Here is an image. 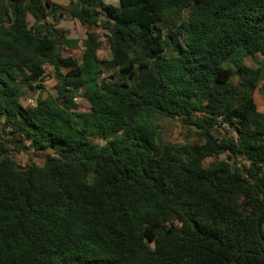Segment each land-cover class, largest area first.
<instances>
[{"label": "trees", "instance_id": "trees-1", "mask_svg": "<svg viewBox=\"0 0 264 264\" xmlns=\"http://www.w3.org/2000/svg\"><path fill=\"white\" fill-rule=\"evenodd\" d=\"M64 19L87 27L82 63L58 75L60 104L25 107L44 66L66 67L60 48L78 44ZM259 56L264 0H4L0 264H264ZM79 97L89 112L72 110ZM157 116L195 127L197 143H163ZM219 124L234 136L219 141ZM11 147L53 155L20 168Z\"/></svg>", "mask_w": 264, "mask_h": 264}, {"label": "rangeland", "instance_id": "rangeland-1", "mask_svg": "<svg viewBox=\"0 0 264 264\" xmlns=\"http://www.w3.org/2000/svg\"><path fill=\"white\" fill-rule=\"evenodd\" d=\"M50 2L62 6L63 8H66L69 4L70 0H49ZM106 4L112 5L114 7L118 6V0H103ZM4 0H0V4H3ZM58 22V21H57ZM58 28L61 29L63 32L64 37L67 40H73L78 42L77 46H71V47H61L60 52L62 56L68 60V65L66 64V67H62L59 70H56L54 66L51 64H46L45 67V74L43 79H41L39 82L34 84V90L27 89L26 90V98L22 100L23 105L26 106H33L35 103V100L42 97V98H52L54 99L58 104L61 103L59 96L57 94L58 86L62 84V79L59 78V74L64 75L68 72V70L71 67L72 62H77L79 64L82 63V54H83V41L86 37V31L87 27H83L78 21L71 20V19H64L61 22L58 23ZM6 28L8 27L5 26ZM5 28V29H6ZM99 33L101 39L102 46L100 50L98 51V58L101 61H107L111 58V50L110 45L108 44L106 33L102 29H96ZM258 60L264 63V57L259 56ZM246 65L249 67H257V63L254 62L252 59H246ZM105 76L107 73L104 74ZM232 82L234 84H238V78L234 77L232 79ZM39 85H41L43 88H41ZM82 93V92H81ZM254 101L257 106V111L264 114V78L259 85V88L254 93ZM74 112H89L90 111V105L85 99H81V97L77 98L75 100V104L73 107H71ZM218 123L221 122L220 119H218ZM154 123L158 128L160 140L163 143L175 145V146H181V145H187V144H195L197 143L199 137L198 130L195 127H187L183 124L181 119H171L167 117L157 116L154 117ZM7 131L3 130V124L0 122V142L3 139H7L10 137H7ZM213 134L215 137L222 141L224 139L232 138L233 130L230 126H226L223 124H219L218 127L213 131ZM96 141H99L98 139H94ZM99 143H102L99 141ZM12 151V155L14 156L15 160L18 161V165L20 168H27L30 166H43L45 157L48 155H53V152L48 150L43 153L34 154L31 151L17 155L13 150L14 147L10 148ZM226 155H222L220 157L213 156L210 159H208L205 162L206 169H214L220 165L221 162L226 161ZM242 162V161H241ZM264 230V226H263Z\"/></svg>", "mask_w": 264, "mask_h": 264}]
</instances>
